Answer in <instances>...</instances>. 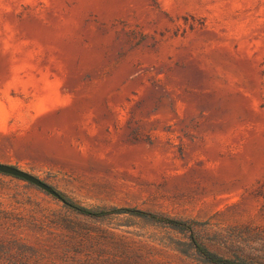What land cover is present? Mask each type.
Segmentation results:
<instances>
[{
  "label": "rangeland",
  "instance_id": "374dc122",
  "mask_svg": "<svg viewBox=\"0 0 264 264\" xmlns=\"http://www.w3.org/2000/svg\"><path fill=\"white\" fill-rule=\"evenodd\" d=\"M0 162L264 264V0H0ZM186 236L0 173V264H208Z\"/></svg>",
  "mask_w": 264,
  "mask_h": 264
},
{
  "label": "trees",
  "instance_id": "16d2710c",
  "mask_svg": "<svg viewBox=\"0 0 264 264\" xmlns=\"http://www.w3.org/2000/svg\"><path fill=\"white\" fill-rule=\"evenodd\" d=\"M67 201V200H66ZM69 202V201H67ZM71 203V202H69ZM72 204V207L78 209L79 212L83 214L90 215L91 217H101L107 214L112 213H128L132 215H138L143 218L150 219L152 221L158 222L163 224L164 226L170 228L171 230L177 231V232H183L187 234L188 243L194 249L196 255H198L199 262L202 263H208V264H262L259 262H255L252 260H246L240 256H234V257H226L219 255L211 250H209L205 245H203L196 237V230L195 226L197 224L196 221L193 220H183V219H177L174 217H169L162 214H156V213H150V212H144L142 210H136L134 208H110V209H91L87 207H82L77 204ZM177 249L181 251L182 253H185L184 250Z\"/></svg>",
  "mask_w": 264,
  "mask_h": 264
},
{
  "label": "water",
  "instance_id": "95a60500",
  "mask_svg": "<svg viewBox=\"0 0 264 264\" xmlns=\"http://www.w3.org/2000/svg\"><path fill=\"white\" fill-rule=\"evenodd\" d=\"M0 173L7 174L19 179H22L38 188L41 190L45 191L46 193L54 196L55 198L61 200L68 206H72L71 203L67 202L65 198L62 197V195L57 192L54 188H52L49 184L41 180L40 178L32 175L31 173L24 171L20 168H17L15 166L6 164V163H1L0 162Z\"/></svg>",
  "mask_w": 264,
  "mask_h": 264
}]
</instances>
